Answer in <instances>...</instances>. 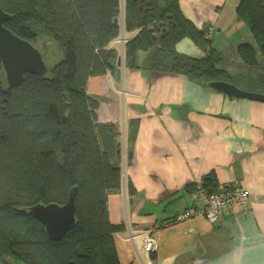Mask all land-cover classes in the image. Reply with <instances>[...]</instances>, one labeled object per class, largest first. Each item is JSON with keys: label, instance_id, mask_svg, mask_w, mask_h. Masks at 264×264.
Instances as JSON below:
<instances>
[{"label": "trees", "instance_id": "obj_1", "mask_svg": "<svg viewBox=\"0 0 264 264\" xmlns=\"http://www.w3.org/2000/svg\"><path fill=\"white\" fill-rule=\"evenodd\" d=\"M238 2L237 19L255 46L237 42L246 70L233 74L221 66L212 35L206 36L209 25L197 28L179 0H0L9 14L4 26L37 47L46 64L51 57L45 75L26 73L18 86L9 87L0 67V261L119 264L113 236L124 224L110 221L107 203L121 190L122 131L97 119L98 100L87 94L88 81L107 72L119 76L116 42L122 40L123 65L140 70L148 84L183 75L203 87L224 80L264 93V0ZM183 38L201 50L200 57L176 50ZM137 122H129L134 133ZM128 139L126 153L133 151L134 137ZM200 183L206 193L219 189L213 171ZM73 188L75 225L49 240L28 209L63 205ZM186 188L198 190L197 183ZM126 189L134 196L130 180Z\"/></svg>", "mask_w": 264, "mask_h": 264}, {"label": "crops", "instance_id": "obj_2", "mask_svg": "<svg viewBox=\"0 0 264 264\" xmlns=\"http://www.w3.org/2000/svg\"><path fill=\"white\" fill-rule=\"evenodd\" d=\"M238 3L179 0L183 15L197 28L211 26L212 37L214 31L231 37L228 31L246 29L235 13ZM241 38L250 40L247 33ZM116 43L120 55L122 40ZM176 50L202 54L188 38ZM118 60L119 76L107 72L91 77L87 94L98 100L97 119L116 123L122 131L121 190L109 195L107 203L110 221L124 224L113 236L119 264H264V102L228 98L183 75L148 84L140 70L117 65ZM131 119L138 121L135 133ZM128 136L134 137L133 151L126 153ZM211 171L218 188H247V203L212 223L193 217L161 227L177 212L195 206L197 193L185 185H201ZM129 180L134 196L127 194ZM175 199L183 201L176 210L159 209ZM152 230L154 246L148 251L143 233Z\"/></svg>", "mask_w": 264, "mask_h": 264}, {"label": "water", "instance_id": "obj_3", "mask_svg": "<svg viewBox=\"0 0 264 264\" xmlns=\"http://www.w3.org/2000/svg\"><path fill=\"white\" fill-rule=\"evenodd\" d=\"M9 14L0 8V67L9 87L18 86L26 73L43 76L47 64L40 50L27 40L13 34L4 26ZM117 22V18L114 19ZM120 56L118 63H122ZM211 90L228 98L248 99L264 102V93L250 92L239 88L232 82L212 80L205 83ZM75 188L69 193L67 202L36 204L28 209V214L41 222L49 240L57 241L75 225Z\"/></svg>", "mask_w": 264, "mask_h": 264}, {"label": "built area", "instance_id": "obj_4", "mask_svg": "<svg viewBox=\"0 0 264 264\" xmlns=\"http://www.w3.org/2000/svg\"><path fill=\"white\" fill-rule=\"evenodd\" d=\"M212 31L213 29L211 26L207 27L206 36L212 35ZM197 187L198 190L196 193L198 201H196L195 206L179 211L176 217L172 219V223L193 217L204 218L210 223L215 222L220 215L226 213L234 206L247 203L251 196L249 191L241 185H235L229 188H219L216 192L210 193H206L200 186ZM151 234L152 231H150L145 238H149ZM144 246H149L147 240ZM150 250H152V248ZM150 250L148 249V251Z\"/></svg>", "mask_w": 264, "mask_h": 264}, {"label": "rangeland", "instance_id": "obj_5", "mask_svg": "<svg viewBox=\"0 0 264 264\" xmlns=\"http://www.w3.org/2000/svg\"><path fill=\"white\" fill-rule=\"evenodd\" d=\"M179 6H180V4H179ZM245 30L246 29L239 30L238 33H237L238 29H236L235 31L233 30L232 32L228 31V34L231 37H229L227 35L225 36L224 34L219 33L218 31H214L213 32L214 33V36L212 37L213 38V45L215 47H217V49L219 51V55H220L219 59H221V61H222V62L221 61H219V62L221 63L222 67H226V69H227V71L229 73H233L234 74L235 71H238V70L244 71V70H246V68L241 64L240 60L236 56V48H233V44H237V42L239 40L243 39L241 37H244L246 35V31ZM235 33H237V34H235ZM248 41H250V43H252L255 46V41H254L253 36ZM50 52L53 55V54L56 53V49H52ZM49 55H51V54H49ZM120 56H122V53H120L119 58H120ZM50 59H51V57L46 60L47 61V65L50 64V62H49ZM121 171L123 173L122 166H121ZM197 186L201 187V185L199 183L197 184ZM182 202L183 201H176V199L175 200L165 201V203L163 205H159V209L163 210V212H165V213H171L172 211L176 210L177 207L179 205H181ZM164 209H166V210L164 211ZM185 220H188V219L187 218L186 219H182L179 222H182V221H185ZM145 237H147V236H145ZM147 239L148 238L144 239V245L146 244V240ZM152 250H153V248H152ZM0 262H3V261H0ZM11 263H12V261H11Z\"/></svg>", "mask_w": 264, "mask_h": 264}, {"label": "bare ground", "instance_id": "obj_6", "mask_svg": "<svg viewBox=\"0 0 264 264\" xmlns=\"http://www.w3.org/2000/svg\"><path fill=\"white\" fill-rule=\"evenodd\" d=\"M121 63H118L117 62V65H120ZM122 168H123V165H122ZM172 224H174V223H172V219H169V220H167V221H164L163 223H162V225H161V227H167V226H169V225H172ZM154 231L155 230H152V233H154ZM152 236H153V234L147 239V241H148V247H145L144 246V249H146V250H150L151 248H153V246H154V242H153V238H152Z\"/></svg>", "mask_w": 264, "mask_h": 264}, {"label": "flooded vegetation", "instance_id": "obj_7", "mask_svg": "<svg viewBox=\"0 0 264 264\" xmlns=\"http://www.w3.org/2000/svg\"><path fill=\"white\" fill-rule=\"evenodd\" d=\"M10 260H11V259H10ZM10 260H8L7 262H6V261H4V262H0V264H15V263H13V262L11 263L12 260H11V261H10Z\"/></svg>", "mask_w": 264, "mask_h": 264}]
</instances>
